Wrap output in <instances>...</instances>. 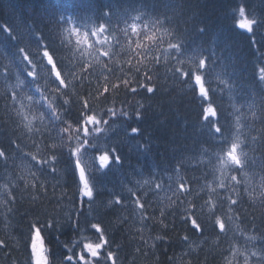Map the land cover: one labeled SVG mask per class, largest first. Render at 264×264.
Segmentation results:
<instances>
[{
	"label": "snow or ice",
	"instance_id": "snow-or-ice-1",
	"mask_svg": "<svg viewBox=\"0 0 264 264\" xmlns=\"http://www.w3.org/2000/svg\"><path fill=\"white\" fill-rule=\"evenodd\" d=\"M13 10L15 22L0 23L9 61L0 64V135L8 142L0 147V261L122 264L117 234L127 235L130 222L140 225L136 251L155 257L178 222L186 233L179 243L197 264H207V254L203 262L198 254L206 250L218 251L224 264H239L238 257L264 264V246L257 247L264 245V213L258 224L244 208L257 198L264 208V63L257 65L259 103L253 96L245 104L224 78L230 58L217 55L215 40L210 52L188 49L170 16L98 0H76L71 11L19 0ZM230 15L255 45L264 15L243 0ZM225 91L229 109L214 99ZM173 94L195 105L196 121L185 126L205 138L194 154L183 149L163 167L151 162L157 137L141 125L157 97ZM165 125L157 120L158 129ZM126 164L140 179L110 190L104 178ZM18 167L27 177L15 174ZM189 170L200 175L186 176ZM152 197L167 200L158 217L148 211ZM146 230L162 234L145 239ZM237 233L252 250L235 245Z\"/></svg>",
	"mask_w": 264,
	"mask_h": 264
},
{
	"label": "trees",
	"instance_id": "trees-1",
	"mask_svg": "<svg viewBox=\"0 0 264 264\" xmlns=\"http://www.w3.org/2000/svg\"><path fill=\"white\" fill-rule=\"evenodd\" d=\"M76 2V0H74ZM101 4L112 5H135L142 6L145 10L153 15H165L172 17L170 23L176 28L177 32L182 35L186 41L188 49L193 47H205L210 52V42L215 40V48L217 55H221L225 58L224 64L227 65L225 76L230 78L238 86H242L247 90H252L254 94L258 91L256 85V79L254 76L258 59L255 54V47L253 46L251 39L245 33L235 29L233 25V18L230 15V9L234 7L239 0H98ZM249 9H252L261 15H264V2L262 0H243ZM19 3V0H0V23H6L12 25L15 22L13 7ZM44 4L53 8H61L56 0H44ZM69 10V9H68ZM71 11V10H69ZM204 31L201 32L200 29ZM264 29V24L261 25ZM2 39V37H0ZM167 39V38H165ZM166 47V44H165ZM6 54L5 45L0 43V64H8L7 59H3V55ZM211 62L212 57L209 55ZM222 69L221 66H217V72ZM228 74V75H227ZM14 83V81H13ZM261 95V94H260ZM250 94L244 95L242 99H246ZM252 96V95H251ZM217 103H223L225 109H229L230 102L224 97L221 99L219 96L215 97ZM132 98L129 97V100ZM136 99H139L137 97ZM260 96L255 97L257 104L259 103ZM250 100L242 101L247 104ZM117 103H119L117 101ZM3 105V101H0V106ZM159 105V107H156ZM111 106V105H108ZM191 112V113H190ZM197 109L195 105L190 102L187 97L172 96H159L156 98L154 109L151 111L141 127L145 129L147 133H152L157 139L154 140L153 157L151 162L156 164L159 162L161 166L167 167L168 162L173 155H180L181 150L187 149L185 155H192L195 153V149L199 146L198 141L205 137L200 135L201 130L198 128L187 127V124H194L196 121ZM163 113V115H161ZM250 117V113H248ZM157 120H166V125L163 130L157 128ZM256 127H260L259 124ZM4 129L0 128V133H3ZM255 133H253L254 135ZM0 147H8L7 139L4 135H0ZM14 147V146H13ZM26 151L28 149H25ZM127 152V148L125 149ZM256 155H259L257 152ZM131 164L135 167L138 166L137 158L132 155L130 157ZM142 163V161L140 162ZM193 164L195 161L192 162ZM192 165H189L191 169ZM18 172L17 176L23 171L20 168H16ZM131 168L125 165V168L121 171H113L107 177L104 178L105 184L110 190L119 191L122 181H126L129 177L133 180L140 179V177L131 176ZM0 175H3V169L0 168ZM186 176H199V172H193L189 170ZM147 176V173H145ZM27 177V176H26ZM211 179V177H209ZM51 191V189H49ZM203 195V194H202ZM254 195H256L254 193ZM152 207L148 209L149 213L155 211V215L159 216V208L164 207L167 204V200L163 203L157 204L155 197H152ZM247 200V196L245 197ZM244 208L247 210L249 219L255 215L257 223L260 222V216L264 213V208L259 206V198L255 207H249V204H245ZM23 211V209L21 210ZM170 211V209H169ZM172 218L169 217V220ZM139 224L132 222L126 226V232L118 233L117 238L123 245V251L120 252V261L122 264H197L194 256L185 255L186 249L180 245L179 238L186 233L181 230V226L177 222L175 230L169 231L166 237V242L156 250L155 257L142 255L137 252L136 249L141 246V241L138 235H135L139 229ZM149 232L155 236L158 233L156 231L146 230L145 239L148 238ZM67 235L70 237L71 232ZM0 238H3V234L0 233ZM64 237H62L63 239ZM214 238H210L211 240ZM152 241L149 240V244ZM223 249H227L228 244L223 243L221 245ZM200 261L203 262L205 255L207 254V264H224L223 257L218 251L213 250L211 252H199ZM229 253L224 252L227 256ZM2 255V254H0ZM125 257H127L125 259ZM218 257V258H217ZM0 264H3L0 261Z\"/></svg>",
	"mask_w": 264,
	"mask_h": 264
},
{
	"label": "rangeland",
	"instance_id": "rangeland-1",
	"mask_svg": "<svg viewBox=\"0 0 264 264\" xmlns=\"http://www.w3.org/2000/svg\"><path fill=\"white\" fill-rule=\"evenodd\" d=\"M225 65V64H224ZM222 67V66H221ZM217 71V70H216ZM222 71V69L220 70V71H218V72H221ZM224 76H225V74H224ZM230 79V78H229ZM11 163V162H10ZM17 164H19V161H17ZM19 168V167H18ZM16 172H18V171H15V173ZM21 174H27L26 172H22ZM153 203V202H152ZM160 209V208H159ZM159 209H158V211H159ZM239 248H241V247H239ZM241 250H243V248H241ZM238 260H239V264H243V258L242 257H238ZM253 264V263H252Z\"/></svg>",
	"mask_w": 264,
	"mask_h": 264
},
{
	"label": "bare ground",
	"instance_id": "bare-ground-1",
	"mask_svg": "<svg viewBox=\"0 0 264 264\" xmlns=\"http://www.w3.org/2000/svg\"><path fill=\"white\" fill-rule=\"evenodd\" d=\"M228 75V74H227ZM237 85V84H236ZM191 113V112H190ZM218 258V257H217Z\"/></svg>",
	"mask_w": 264,
	"mask_h": 264
}]
</instances>
